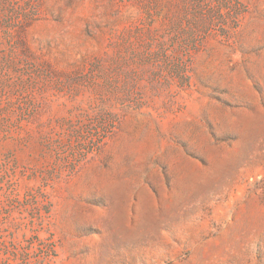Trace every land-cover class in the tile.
<instances>
[{"label":"rangeland","instance_id":"374dc122","mask_svg":"<svg viewBox=\"0 0 264 264\" xmlns=\"http://www.w3.org/2000/svg\"><path fill=\"white\" fill-rule=\"evenodd\" d=\"M0 264H264V0H0Z\"/></svg>","mask_w":264,"mask_h":264}]
</instances>
